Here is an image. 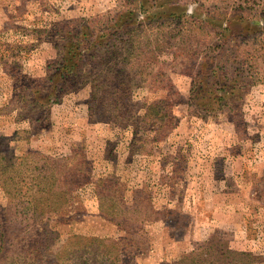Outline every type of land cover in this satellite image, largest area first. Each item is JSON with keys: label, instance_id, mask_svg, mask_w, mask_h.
Here are the masks:
<instances>
[{"label": "rangeland", "instance_id": "1", "mask_svg": "<svg viewBox=\"0 0 264 264\" xmlns=\"http://www.w3.org/2000/svg\"><path fill=\"white\" fill-rule=\"evenodd\" d=\"M2 238L0 264H264V0H0Z\"/></svg>", "mask_w": 264, "mask_h": 264}, {"label": "trees", "instance_id": "2", "mask_svg": "<svg viewBox=\"0 0 264 264\" xmlns=\"http://www.w3.org/2000/svg\"><path fill=\"white\" fill-rule=\"evenodd\" d=\"M112 39V38H111ZM110 39V40H111ZM154 114V113H153ZM74 237H76V239H79V240H89L90 238H88V237H84V236H80V235H76V236H74ZM3 242L5 243V241H4V239L2 238L1 239V241H0V254H1V252H2V245H3ZM53 242V238H50V239H47L46 241H45V243L43 244V246L44 247H48V245L49 244H51ZM42 247V245L41 246H38V249H37V254H39V251H40V248ZM243 254V253H242ZM6 256V255H5ZM4 256V257H5ZM0 260H1V255H0Z\"/></svg>", "mask_w": 264, "mask_h": 264}]
</instances>
